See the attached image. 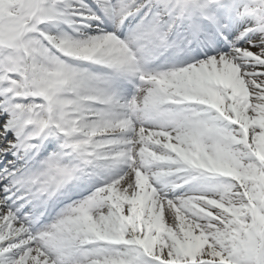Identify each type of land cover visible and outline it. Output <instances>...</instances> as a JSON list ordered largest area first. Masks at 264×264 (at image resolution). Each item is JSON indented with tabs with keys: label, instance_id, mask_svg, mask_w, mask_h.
Returning <instances> with one entry per match:
<instances>
[{
	"label": "snow or ice",
	"instance_id": "snow-or-ice-1",
	"mask_svg": "<svg viewBox=\"0 0 264 264\" xmlns=\"http://www.w3.org/2000/svg\"><path fill=\"white\" fill-rule=\"evenodd\" d=\"M0 264H264V0H0Z\"/></svg>",
	"mask_w": 264,
	"mask_h": 264
},
{
	"label": "bare ground",
	"instance_id": "bare-ground-1",
	"mask_svg": "<svg viewBox=\"0 0 264 264\" xmlns=\"http://www.w3.org/2000/svg\"><path fill=\"white\" fill-rule=\"evenodd\" d=\"M93 70H95V69H93Z\"/></svg>",
	"mask_w": 264,
	"mask_h": 264
}]
</instances>
